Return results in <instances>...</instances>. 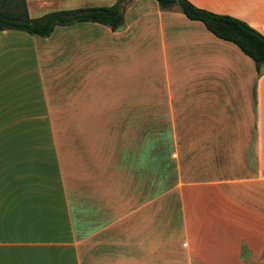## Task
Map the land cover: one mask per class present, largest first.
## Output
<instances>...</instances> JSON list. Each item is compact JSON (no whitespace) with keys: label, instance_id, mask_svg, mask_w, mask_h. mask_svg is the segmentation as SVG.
<instances>
[{"label":"crops","instance_id":"crops-1","mask_svg":"<svg viewBox=\"0 0 264 264\" xmlns=\"http://www.w3.org/2000/svg\"><path fill=\"white\" fill-rule=\"evenodd\" d=\"M25 1L34 19L117 0ZM189 1L264 34V0ZM259 181L264 72L177 7L0 31V264H264L259 197L213 192Z\"/></svg>","mask_w":264,"mask_h":264},{"label":"trees","instance_id":"trees-1","mask_svg":"<svg viewBox=\"0 0 264 264\" xmlns=\"http://www.w3.org/2000/svg\"><path fill=\"white\" fill-rule=\"evenodd\" d=\"M131 0H117L108 6L83 7L53 11L39 18H29L25 0H0V31L23 30L33 35L49 36L56 25L91 21L112 30L124 26V10ZM162 10L177 7L186 17L201 21L217 37L233 42L254 62L258 75L264 72V34L237 17L200 8L189 0H156Z\"/></svg>","mask_w":264,"mask_h":264},{"label":"rangeland","instance_id":"rangeland-1","mask_svg":"<svg viewBox=\"0 0 264 264\" xmlns=\"http://www.w3.org/2000/svg\"><path fill=\"white\" fill-rule=\"evenodd\" d=\"M136 131L139 132H143V126H136ZM171 161V158H170ZM260 183L258 185H256V182H248L245 184H238V183H234V184H224L221 187L214 189L213 192L214 196L216 195V199H220V198H224L225 196L229 199H232L233 201V206H234V211L238 210L237 208H239V205L243 204V202L248 201L250 198L252 197H259L260 199V208L262 209V211L264 212V182L259 181ZM247 191L249 192L248 194L244 193ZM217 202V201H215ZM220 202V201H219ZM256 207V206H255ZM239 224V222H238ZM205 230L208 229L207 228V223L205 224V227H202L201 230ZM207 239V237H206ZM203 240V238H202Z\"/></svg>","mask_w":264,"mask_h":264}]
</instances>
